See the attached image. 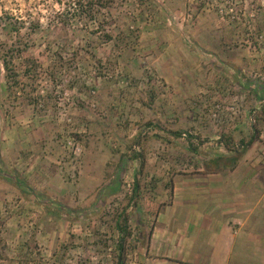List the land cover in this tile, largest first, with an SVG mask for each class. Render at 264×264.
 I'll list each match as a JSON object with an SVG mask.
<instances>
[{
    "label": "rangeland",
    "instance_id": "rangeland-1",
    "mask_svg": "<svg viewBox=\"0 0 264 264\" xmlns=\"http://www.w3.org/2000/svg\"><path fill=\"white\" fill-rule=\"evenodd\" d=\"M10 44L35 63L28 73L27 58H14L17 77L8 88L2 55ZM196 44L202 47L193 52ZM108 92L115 106L105 109ZM30 93L37 103L27 105L59 127L69 182L85 152L78 110L124 124L126 141L113 134L106 147L124 156L120 171L139 182L140 195L130 198L121 174V189L107 204L62 207L69 213L59 222L56 215L61 235L53 239L42 233L47 223L22 216L24 235L10 241L0 218V264L53 256L49 264H116L115 220L123 212L132 233L124 243L128 264L138 241L146 242L150 224L140 236L138 221L156 208L153 189L168 188L172 175L197 170L207 156L233 155L227 144L248 140L255 123L264 135V0H0V113L10 115ZM67 134L81 142L79 157L62 146Z\"/></svg>",
    "mask_w": 264,
    "mask_h": 264
},
{
    "label": "crops",
    "instance_id": "crops-1",
    "mask_svg": "<svg viewBox=\"0 0 264 264\" xmlns=\"http://www.w3.org/2000/svg\"><path fill=\"white\" fill-rule=\"evenodd\" d=\"M166 63L174 65L171 59ZM167 76L174 84V76ZM111 97L110 92L101 96L105 109L112 108ZM9 108L10 115L0 113V218L7 239L24 235L17 225L22 216L47 223L42 233L56 238L61 233L52 222L57 216L58 222L67 219L65 211L69 213L62 207L102 206L114 198L121 189L124 156L108 150L106 142L113 134L126 141L124 124L78 110L76 124L86 129L85 152L77 178L69 182L65 175L72 165L58 146L59 127L31 105ZM258 139L235 166L209 164L207 156L208 166L177 172L170 188L153 189L150 206L156 208L152 212L149 207L147 217L138 221L141 230L150 224L146 242L138 241L128 264H264V135ZM22 206L36 212L20 214L17 208ZM49 247L45 252L53 254ZM55 257H32L27 264H49Z\"/></svg>",
    "mask_w": 264,
    "mask_h": 264
},
{
    "label": "trees",
    "instance_id": "trees-1",
    "mask_svg": "<svg viewBox=\"0 0 264 264\" xmlns=\"http://www.w3.org/2000/svg\"><path fill=\"white\" fill-rule=\"evenodd\" d=\"M9 32H11L12 30L18 31V29L16 27H12L10 25L5 24V27ZM6 54L3 53L2 55V64H3V70L5 72V78L7 80V86L8 88H10V82H12L16 77L17 74L15 73V68L13 65V60L14 58H27L26 64H27V68L25 72L30 71L31 68V63H35V61L30 57V55L27 53V50H19V47H16V45L14 44H10L9 46H6ZM37 99V98H36ZM34 99L33 97H31V93L29 94V96L25 99V102L23 105H27V104H34L37 103V100ZM40 101V100H39ZM264 112V111H262ZM264 117V116H263ZM263 119L262 117H256V120L259 121ZM259 129H258V123L253 124L252 126V133L251 136L248 138V140H244L241 139L238 143H236V146L232 149H230L227 144V148L228 150H233L234 154L233 155H229V156H216V157H211L210 159H208L209 164H213V165H217L220 164L222 166H235L239 159L241 158L243 152L248 148V146L255 140H259ZM208 163H205L204 161V166H208ZM168 186L169 188L171 187V182L168 181ZM132 197H130L131 199H133V197H139L140 195V190H139V182L135 181L132 184ZM138 202H135V205H137ZM124 213V212H123ZM120 213L118 215V218H116L115 220V226L117 228V230L120 232V237L119 240L117 242V257H116V264H125V258H126V253L124 250V243L125 240L127 238H130L132 233L130 230V227L128 225V222L130 220V214H123ZM120 218H122V220H120Z\"/></svg>",
    "mask_w": 264,
    "mask_h": 264
},
{
    "label": "built area",
    "instance_id": "built-area-1",
    "mask_svg": "<svg viewBox=\"0 0 264 264\" xmlns=\"http://www.w3.org/2000/svg\"><path fill=\"white\" fill-rule=\"evenodd\" d=\"M93 94L95 93V91H91ZM66 96V93L65 92H62V96L59 97V101H58V106L59 107H63L64 105V102H62V100L64 99V97ZM62 146L64 148H67L74 156H77L79 157L82 153V144L81 142L76 139L75 136L73 135H70V134H67V135H64L63 136V139H62ZM130 176H128L126 173H124L123 175V185L125 187L126 190L130 191L132 189V179L129 178Z\"/></svg>",
    "mask_w": 264,
    "mask_h": 264
}]
</instances>
